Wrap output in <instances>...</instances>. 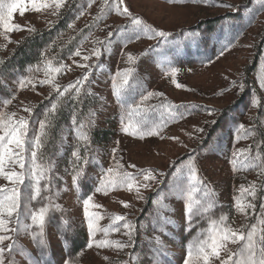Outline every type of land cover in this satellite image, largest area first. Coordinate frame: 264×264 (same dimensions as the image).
<instances>
[{"label":"rangeland","instance_id":"1","mask_svg":"<svg viewBox=\"0 0 264 264\" xmlns=\"http://www.w3.org/2000/svg\"><path fill=\"white\" fill-rule=\"evenodd\" d=\"M3 2L12 3L14 0ZM100 3L101 0H96L89 8L88 0H65L58 15L53 14L54 7L36 12L28 6L23 15H20L19 9L13 13L12 23L25 29L34 28L35 31L9 33L11 43L0 37V109L4 99L15 95V100L6 111L15 112L17 117H27L28 113L23 108L30 107L33 110L30 117L32 129L35 130L55 93L49 86L39 84L35 90L28 87L16 91V81L28 75L26 69L41 61L43 53L45 57L71 67V71H65L57 79L60 85H67L89 71L73 63L74 60L85 63L80 57L72 55L77 48L82 55H89L94 46L98 47L96 41L106 40L110 31L123 29L124 33L130 34V20L114 12L104 16L99 11ZM125 5L134 17L169 34L168 43L142 36L123 48L125 54L137 56V64L132 67L140 86L134 93V100L139 102L140 96L148 92L160 94L141 105V117L137 119H147L149 126L162 123L163 130L158 135L143 139L121 131L123 109L113 95L111 82L117 71L129 65L125 62L126 55L121 54L124 42L114 36L108 54L99 61L95 57L87 61L89 65H101L91 69L87 86L92 95L85 94L79 102L73 100L63 104L59 113L63 110L65 120L56 132L53 133L52 128L48 130L49 137L43 151L56 161L58 179L54 183L59 188L53 197L54 204L59 207L50 212V221L46 226V239L50 241V249L46 253L49 264H64L65 261H74L75 264H129L130 256L138 258L135 264H156L154 242L157 239L167 252L163 264H183L187 245L197 235V230L206 228L208 222L197 217V226L185 231L184 203L179 198L170 197L168 203L174 212L169 214L174 216L173 224L167 229L163 224L157 227L156 207L152 201L161 188L167 191L180 181L187 187L186 165L190 159H194L203 184L214 190L217 206L213 209V217L226 215L234 229L245 232L252 224L264 219V207H261L264 205V175H258L256 170L234 173L230 164L232 153L237 149L251 146V154L255 155L256 144L264 136V87L258 79L264 77V4L257 3V0H183V3L175 5L167 0H125ZM81 10H84V15L76 19ZM97 15L102 18L94 19ZM69 24L73 27L69 28ZM28 40H36L39 45L32 58L23 65H4ZM26 50L30 54V49ZM165 60L178 69L175 79L182 87L177 88L172 83V77L166 75L169 64ZM35 76L37 80L43 79L42 72ZM234 82L237 86H233ZM240 83L244 84L243 89L238 87ZM252 97L259 99L260 106L250 105ZM87 100V106L83 107V101ZM165 106L177 113L176 118L168 117ZM74 110L82 119L95 112V123L90 130L91 150L99 160V164L87 166V176L81 181V195L92 193L101 166L104 169L113 166V149L124 170L135 174L140 169H151L159 174L161 184L142 189L143 200H138L135 192L126 190L113 191L106 196L94 195V202L103 206L104 213L126 215L137 224L134 247L123 251L87 248L88 231L82 203L72 185L69 164L75 144L70 131ZM241 124L254 130L256 135L236 143L237 128ZM260 151L264 154V146ZM129 165H135V168ZM177 169H182L184 175L178 177ZM4 183L0 179V185ZM249 184L257 185L256 197H246L256 207L247 209V214L238 213L232 206V197L239 192L241 185ZM195 187L201 190L192 193L194 201L204 196L202 186L197 183ZM121 201L130 207L123 208ZM41 204L33 203L32 207ZM65 221L68 222L67 230ZM100 223L107 226L109 220L105 218ZM258 229L264 234V224H258ZM100 238L102 234L97 235V239ZM110 238L127 241V237L121 234ZM65 239L69 241L67 245L63 243ZM16 241L18 249L22 247L32 256H39L29 236L21 234ZM8 243L5 241V245ZM229 247L236 250L239 246ZM18 249L5 254V264L13 260L15 264H24Z\"/></svg>","mask_w":264,"mask_h":264},{"label":"snow or ice","instance_id":"2","mask_svg":"<svg viewBox=\"0 0 264 264\" xmlns=\"http://www.w3.org/2000/svg\"><path fill=\"white\" fill-rule=\"evenodd\" d=\"M96 0H88L90 8ZM169 4H181L183 0H167ZM257 3L264 4V0H257ZM65 0H14L12 3H4L0 0V37L11 43L9 33L14 31H32L35 29H25L19 24L12 23L13 13L19 9L20 15H23L31 6V10L41 12L45 9L53 8L54 15L59 14V9L64 6ZM21 5H24L23 7ZM100 13L106 16L114 12L130 20V34L124 33L123 29L110 31L106 40H98V47H93L89 55H82L77 48L72 55L80 57L85 63L73 61L77 67L89 69L81 77L67 85H60L57 79L65 71H71V67L63 62H55L52 58L45 57L42 53V59L36 65L29 66L26 71L28 75L20 77L16 83V91L24 90L31 87L33 90L37 87L47 85L53 93L54 100L50 101V106L46 107L43 112V118L38 120V128L32 129L30 117L33 110L30 107L23 108L28 113L27 117H17L15 112L9 113L6 109L15 100V95L3 100V108L0 109V179L5 181L0 185V264H5L6 253L11 254L17 251L18 245L16 237L23 234L29 236L33 245L38 249L39 256L34 257L27 250L20 247L18 252L24 261V264H49L46 259V253L50 249V241L46 239V226L50 221V212L59 206L54 204L53 197L59 191L58 186L54 183L58 177L55 173L56 161L46 156L43 149L46 146L49 137V129L55 124V117L59 115L60 107L68 101H80L82 95H92L90 87L91 69L101 67L100 64L95 66L89 65L92 57L97 61L103 55L110 52L112 38L115 36L118 41H123L121 54L126 55V64L129 67L117 71L112 77V92L120 106L123 109L121 116V131L126 135L139 137L158 135L162 129L161 124L149 126V121L141 117V105L153 96H159V93L148 92L141 95L139 102L134 100V93L139 87V81L134 77V65L137 64V56L123 52L127 43L133 40H140L146 37L149 40L164 41L168 43V33L157 30L144 22L139 17H134L129 8L125 5V0H101ZM84 15L81 10L76 19ZM101 15L94 17L100 20ZM73 27L72 24L68 25ZM191 35V34H189ZM155 50V49H154ZM169 67L166 69V75L172 77V83L177 88L182 85L176 82L178 69L171 67V62L165 60ZM43 73V79H36V73ZM264 87V77H258ZM233 86H237L234 82ZM240 89L244 84L238 85ZM129 100H132L129 103ZM252 107L260 106V101L256 97L250 100ZM165 111L169 118H176L177 113L165 106ZM182 115V114H180ZM209 115H212L209 112ZM95 112L89 113L87 119L80 118L76 110L71 117V133L73 134L75 144L73 145L69 164L71 167L72 185L77 191V196L82 203L84 222L86 223L89 240L87 248L91 249H109L123 251L126 248L134 247V236L138 232L137 224L130 221L126 215L106 214L103 212V206L94 202L96 193L108 195L110 192L117 190H126L135 192L138 200H143L142 189H151L154 185H160L158 173L151 169H140L138 173H131L124 170V166L115 158L116 150L113 149V166L104 169L101 166V172L98 181L94 185L91 194L83 196L80 194L81 181L87 176V166L90 164H99L96 154L91 150L90 130L95 123ZM203 131V129H198ZM256 132L247 129L243 124L237 128L235 142L254 137ZM174 139V138H173ZM264 146V136L256 144L255 155L251 154V146L248 149H237L232 153L230 164L234 173L237 171L256 170L258 175H264V154L260 149ZM239 165V167H238ZM135 168V165H129ZM187 168V187L183 182H177L170 186L167 191L160 189L156 192V198L152 201L156 207L157 227L163 224L164 227L170 228L173 224L174 216L169 213L174 212L168 203L170 197H176L184 203V230L191 231L196 227L200 219H206L208 226L197 230V235L192 242L187 245L186 255L183 264H264V234L258 229V224H264V219L258 220V224H252L245 232L242 229H234L229 223V217L220 215L213 217V209L217 206V200L214 196V190L208 189L203 181L200 180L194 159H190L186 165ZM177 176H183L182 169H177ZM199 183L204 191L203 198L193 200L192 193L199 191L195 185ZM257 185H241L239 192L232 197L233 208L238 213L247 214V209H255L256 205L251 203L246 197L253 198L257 195ZM47 201L46 204H41ZM33 203L41 204L39 207H32ZM123 208H129L130 205L124 201L120 202ZM264 207V205H261ZM101 210V211H97ZM107 218L109 224L101 225V221ZM30 221V222H29ZM67 230L68 222H64ZM156 228H154V231ZM102 234V238L97 239V235ZM115 234H121L127 237V241L114 240L110 237ZM5 241H9L5 245ZM67 245L68 240H63ZM156 252L154 260L156 264H163V257L167 255L166 249L159 239L155 242ZM229 245H238L236 250H232ZM107 260V257H105ZM137 257L130 256L129 264H135ZM9 264H15V261H9ZM64 264H75L74 261H65Z\"/></svg>","mask_w":264,"mask_h":264},{"label":"trees","instance_id":"3","mask_svg":"<svg viewBox=\"0 0 264 264\" xmlns=\"http://www.w3.org/2000/svg\"><path fill=\"white\" fill-rule=\"evenodd\" d=\"M38 46L39 45L36 40L26 41V43L23 46L19 47L15 51L14 55L9 59L8 62L4 63V65L8 66L9 63H12L13 65H16V64L23 65L25 62H27V60H30L32 58ZM26 48L30 49V54H28V51L26 50ZM88 102H89L88 100L83 101V107H86ZM62 120H65V116L63 115V110H61L59 115L55 117V124L51 129L53 133L57 131Z\"/></svg>","mask_w":264,"mask_h":264}]
</instances>
